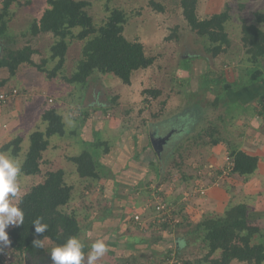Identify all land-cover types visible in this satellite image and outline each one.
Instances as JSON below:
<instances>
[{
    "label": "rangeland",
    "instance_id": "374dc122",
    "mask_svg": "<svg viewBox=\"0 0 264 264\" xmlns=\"http://www.w3.org/2000/svg\"><path fill=\"white\" fill-rule=\"evenodd\" d=\"M28 1L31 4L26 6ZM76 1L88 2L85 10L97 28L107 20L108 11L119 9L124 12L127 17L124 37L131 42H140L145 55L152 58L153 63L147 69L134 72L129 85H124L110 74L100 73L91 76L86 85H71L65 77L74 70L82 47L81 41L72 38L68 42L63 70L58 71L55 77H48L54 66L50 60V46L54 38L38 36L40 39L32 37L33 40L28 35L31 23L48 8L47 0H14L15 4L9 10L12 18L7 29V35L17 36L12 47L35 43L33 48L39 49L35 55L36 63L46 70L41 73L33 68L28 69L27 73L21 75L28 82H22L20 75L11 79L10 83L25 90L21 97L24 101L21 124L10 127L13 137L23 138L21 153L16 160L22 161L29 146V134L45 130L43 112L56 109L62 117L65 133L48 139L50 147L47 153H43L40 169L43 174L57 169L65 171L66 183L73 187V191L71 201L63 209L76 214L81 229L79 239L88 246V254L97 240H103L108 251L95 264H159L167 250L172 248L173 251L177 241L176 234L167 236L159 228L156 231L149 228L148 224L154 222L156 216L159 218L158 212L153 211L157 203L168 210L173 208L169 205L172 201L177 202L178 206L182 201L187 203L182 215H186L189 222L196 223L206 214L214 212L211 209L215 200L202 203L197 196H194L195 200L189 198L190 194L201 196L199 191H205L208 185L222 190L227 187L233 189L236 185V180L228 176V172L220 174V168L212 165L210 145L212 140L219 139L227 148L233 149L232 146L236 145L231 144L236 139L239 141L241 134V127L237 128L236 124L239 117H251L255 113L259 115L263 109L264 68H259L249 77L244 76L245 54L240 38L242 24H254V14L264 13V0H198L196 13L199 19L218 14L226 6L231 9L232 18L225 26L231 41L230 49L215 59L206 53V41L188 27L179 0ZM74 32L77 33V29ZM24 33L28 36H23ZM261 65L264 66L263 61ZM241 76L243 81H255L247 88L235 89L237 86L231 82L237 83ZM100 82L103 85H99ZM248 89L249 92L246 91ZM146 91H158L159 96L154 98ZM49 98H52V101L49 100L51 103H48ZM253 99L256 100L255 106L249 105ZM92 106L99 116L87 119L86 112L91 115ZM2 125L0 121V128ZM157 127L160 129L155 132ZM165 134L169 137L168 144L164 149L162 145L159 154H156L151 140L163 138ZM93 143L99 144L98 147L89 148ZM180 144L183 146L179 152L182 157L174 154ZM84 150H89L98 158V170L101 171L95 188L87 190L83 188L85 183H81L74 165L68 160ZM142 151L149 152L158 168L165 167L160 181L154 179L153 173L146 172L147 168L141 160ZM149 160L155 166L154 161ZM179 162L180 171L191 178L190 182L181 181L182 192L191 188L197 191H186L185 201L182 196L180 203L176 193L180 192V188L174 189V184L181 178V172L174 167ZM151 164L148 170H152ZM18 177L24 181L21 187L18 186L24 191L42 180V175L26 177L18 173ZM205 177L212 178L210 184ZM23 193L17 192L15 197L10 194V205L17 206ZM246 198L245 195L229 194L228 203H244ZM145 205L148 208L142 213ZM138 213L144 222L141 227H135L132 220ZM12 226L9 225L5 231ZM161 232L164 238L153 243ZM44 245L49 247L47 254L51 255L52 245L48 242ZM187 251L191 252L190 249ZM185 253L181 257H187ZM87 256L82 264H86Z\"/></svg>",
    "mask_w": 264,
    "mask_h": 264
},
{
    "label": "trees",
    "instance_id": "16d2710c",
    "mask_svg": "<svg viewBox=\"0 0 264 264\" xmlns=\"http://www.w3.org/2000/svg\"><path fill=\"white\" fill-rule=\"evenodd\" d=\"M14 0H4L0 10V70L8 74L7 80L16 75L20 66L26 65L41 73H45L42 65L33 62L32 57L38 54V50L30 45L20 48L12 47L15 38L7 35L8 25L11 21V9ZM154 7L153 1H150ZM198 0H179L182 16L188 27L197 37L206 41L205 51L216 58L225 54L230 49V38L225 31V26L232 16L230 7L205 19H199L196 13ZM26 6L31 3L26 2ZM48 8L36 18L30 25L29 37H36L43 33H50L54 42L50 46V60L54 62L53 70L48 73V77H55L58 71H62L66 61L69 40L77 39L82 42L80 56L75 64L74 70L65 77L68 84L86 85L93 73L102 75L110 74L118 78L124 85L130 84L131 75L139 70L149 68L153 59L145 55L143 46L138 41H128L124 35V26L127 17L119 9L108 11L105 23L98 28L93 24L85 8L86 1L76 0H47ZM254 24L241 26V43L245 54L243 74L249 77L264 62V13L254 14ZM77 29V33L74 30ZM24 34L23 36H28ZM45 60H43V64ZM240 79H243L241 76ZM240 80L235 83L237 88L245 86L251 80ZM7 81H1V84ZM234 90V88L232 87ZM154 98L159 96L158 91H146ZM264 97V95H263ZM264 110V105L262 106ZM260 115H263L260 113ZM42 121L46 122L44 131H34L29 134V146L23 156L19 174L31 177L42 175L41 182L31 186L19 199L17 207L23 212V222L20 225H13L7 230L10 244L6 250L11 253L15 263L25 264L27 261L43 259L49 251L44 243L48 242L53 249L63 245L69 237L75 236L79 239L80 226L73 212L64 211L72 199L73 187L65 180L66 173L62 169L41 171L43 153L49 148V138L51 136H62L65 133L64 123L61 115L56 109L44 111ZM23 138L17 136L0 148V153L11 154L15 159L21 153ZM220 143V140H212L211 145ZM93 143L91 147H98ZM174 150L179 157L183 147ZM181 147V148H180ZM172 153L169 155L171 156ZM152 158V157H151ZM97 159L89 150H84L78 155H74L68 160L75 167L81 183H85L84 189L96 186L100 179L101 171ZM153 160V159H151ZM155 162V160H153ZM226 161L229 163L228 176H237L247 181L258 168V158L249 155L242 150H235L228 147ZM177 162V161H176ZM181 163L174 164L180 171ZM151 171L158 181L162 179L164 170L151 164ZM181 172V171H180ZM189 176L181 172L180 181L174 184V189L181 187L182 182H189ZM147 186V185H146ZM227 190H230L228 187ZM181 197L178 198V202ZM170 201L168 200V203ZM180 203V202H179ZM172 206V217L178 220L174 223L159 221L157 218L149 228L153 231L159 228L166 232L167 236L176 234V246L167 250L159 264H168L170 260H175L176 264H232L238 262L243 264H264V231L253 226L248 219V206L245 203H228L222 213H209L196 223L187 220L186 215H182L184 203L181 206L174 201L169 203ZM154 211V210H153ZM39 219L41 223L47 224V230L39 237L35 236L34 223ZM135 227L137 224L133 223ZM184 229V230H183ZM180 230L184 231L181 232ZM155 238L153 243L164 238ZM39 238L43 247H37L33 240ZM150 243V242H147ZM152 243V244H153ZM84 244V243H83ZM85 245V244H84ZM190 249L192 252L187 251ZM84 256L89 252L87 245L83 248ZM175 251V252H174ZM187 254H186V253ZM185 253L187 257H181ZM126 264V263H124Z\"/></svg>",
    "mask_w": 264,
    "mask_h": 264
},
{
    "label": "crops",
    "instance_id": "0c3cea01",
    "mask_svg": "<svg viewBox=\"0 0 264 264\" xmlns=\"http://www.w3.org/2000/svg\"><path fill=\"white\" fill-rule=\"evenodd\" d=\"M13 5L11 6V8L13 7ZM24 34H26V33H24ZM38 36L42 37V38L45 36L46 37L50 36L52 39V35L50 33H43V34H40ZM38 36H36V37L38 39H40ZM13 37L16 38L17 36H13ZM32 39L34 40V38H32ZM52 42L53 41H51V44H52ZM34 44L32 42L31 45L29 43H27L26 45H30L33 48ZM35 48H33V49H35ZM37 50H39V49H37ZM34 56L32 57V60L34 63H36L37 62L35 59L36 56L35 57ZM28 69H32V68L28 67L26 65L20 66V68H19V70L15 76L19 77V75H20V79L22 82H24V81L28 82V80L26 81V78L24 76L21 77V75H24L25 73H27ZM34 70H36V69H34ZM94 74H96V73H93L91 76H93ZM7 78H8L7 72L4 70H0V82L1 81H7L6 83L0 85V91L7 90L10 87L18 89L14 84L10 83L11 79L13 77L10 80H7ZM240 80L242 81V79H240ZM250 80H248V81H250ZM251 81L252 82L247 83L245 86H242V87H246V88H247V86L249 87V84L252 85L255 80L252 79ZM231 83L235 84L236 82H231ZM237 83H240V81H237ZM99 85H103V84L100 82ZM18 91H19V96L15 100L9 101L5 104H0V121L3 122V125L0 128V148L3 145H5L6 143H8L10 140H12V138H14L13 133H11L10 127L13 128L15 126H20L22 118H23V102L24 101L21 99V97L24 96L25 90L18 89ZM246 91L249 92V89ZM250 92H252L251 89H250ZM242 97L244 98L243 95H242ZM51 99L52 98L48 99V103H51V102H49V100H51ZM255 102H256V100L253 99L250 103L249 102L248 103H249V105L252 104L253 106H255ZM262 104L264 105V103H262ZM91 112H92V113H90L91 115H89V112H86L85 118L88 119L90 116L91 117L99 116L98 111L96 112V110L93 108V106H92ZM260 113L263 114V115H261V117L259 116ZM259 115H256V113H255L251 117L250 116L239 117V119L236 121V124L238 126L237 128L241 127L240 139H239V141L236 139L235 143L231 144V145H233V144L236 145V146H232V147H234L233 149L242 150V151L246 152L247 154L256 156L258 158V168L255 171L254 176H251L247 181H244L242 178L237 177V176H233V177L231 176L233 179L236 180V181H234L232 179V181L236 182V185L234 186L233 189H231L232 187L229 188V189H231V191H228L226 188L223 190L219 189V188L216 189L215 186L208 185V186H205V188H204L205 191H204L203 195L199 196L198 194L197 195H195V194L191 195L190 194L188 197L193 198V200H195L194 196H197L196 198H198V201L199 202L201 201L202 203L206 202V200H213V201L215 200L211 211L213 210L216 213H222L228 204L229 194L230 195L231 194H235V195L239 194L240 196L245 195L247 198L244 200V203L248 206V210H249L248 211V219L251 221V224H253V226H257L263 230L264 229V110L263 109L259 111ZM9 120L11 121V123L9 122ZM243 127L246 128V130L243 129ZM96 128L98 130L100 129V127H97V126H96ZM249 128H250V130H249ZM18 129L20 130V127H18ZM250 131L252 133H250ZM89 137L91 138L90 135H89ZM88 141H90V140H88ZM103 144L105 145V142ZM49 147H50V145H49ZM210 148L212 149L211 150L212 154H211V158H210V160L213 162L212 165L216 169L220 168V169H218L219 171H221V172H219L220 174L223 172H224L223 174H227V172H228L227 168L228 167H227V163H226V157H227V149L228 148L224 145L223 141H220V143H218L216 145H210ZM142 152H144V153H142L141 160L144 161V163L142 162L143 166L145 167V169L147 168V170H148V166H149V164H151V161L149 159H152L151 158L152 156L149 154V152H146V153H145V151H142ZM45 153H47V150L44 152V154ZM154 163H155V166L158 167L157 163L156 162H154ZM213 166H210V167L214 168ZM147 170H146L147 173L148 172L152 173L151 170H148V171ZM145 175H146V173H145ZM149 175H150L149 177H151V174H149ZM208 178L205 177L204 179L208 180L207 183L210 184L212 178L211 177H208ZM154 179H155V177H154ZM190 181H191V179H189V182ZM17 183H18V186L20 185V187H21V185L24 184L22 177L17 176ZM179 188H180V192H176V193H178L177 195H179V197H181V198L183 196V198H182L183 200L187 196V194L190 193L191 191L197 192L196 190H192V188H191L190 190H186L188 193H185L186 191L182 192L183 189H181V187H179ZM201 188H203V187H200L199 189H201ZM199 189L197 188V190H199ZM18 192H26V191H24V189H22V190L19 189ZM136 193L138 194V192H136ZM145 193H148V192H145ZM183 193H184V195H183ZM186 199L188 200V198H186ZM134 202H136V201H134ZM196 202H197V199H196ZM196 202L194 201L195 204H196ZM182 203H184V202L182 201ZM184 205H188V204L184 203ZM191 207H193V206H191ZM234 263H238V262H234ZM238 264H241V263H238Z\"/></svg>",
    "mask_w": 264,
    "mask_h": 264
},
{
    "label": "clouds",
    "instance_id": "9594fccd",
    "mask_svg": "<svg viewBox=\"0 0 264 264\" xmlns=\"http://www.w3.org/2000/svg\"><path fill=\"white\" fill-rule=\"evenodd\" d=\"M21 164L11 154L0 153V252L10 244L8 234L5 229L9 225H20L23 222V212L17 207L10 205L9 195L15 197L19 187L17 176L20 172ZM48 225L40 222L34 223L35 236H41ZM33 243L37 247H43L41 240L36 238ZM85 245L75 236L69 237L67 241L51 251L53 264H82L85 260L83 248ZM108 251V246L103 240H97L92 246L87 256L86 264H95Z\"/></svg>",
    "mask_w": 264,
    "mask_h": 264
},
{
    "label": "built area",
    "instance_id": "2783aa9c",
    "mask_svg": "<svg viewBox=\"0 0 264 264\" xmlns=\"http://www.w3.org/2000/svg\"><path fill=\"white\" fill-rule=\"evenodd\" d=\"M3 2H4V0H0V6H2ZM18 96H19V91L13 87H10L4 91H0V104H5L9 101L15 100ZM228 166H229V163H227V167ZM199 194L203 195L204 191L200 190ZM146 208H148V205H145L142 208L143 209L142 213H145ZM153 208H154V206H153ZM169 210L166 208L164 209L163 206L161 204H159V202H158L157 205L155 206L154 212L155 213H156V211L158 212L159 218H158V216H156L154 218V220L157 218L158 222L162 220V221H166L170 224L176 222V219L175 218L173 219V217H172V209L170 210V212H169ZM138 214H135L132 217V220H133V223H135V224H137V226L141 227V226H143L144 222L140 219L141 214L140 213H138ZM0 264H17V263H15L14 258L11 255V253H9L6 250V248H4V250L2 252H0ZM168 264H176V261L172 259L168 262Z\"/></svg>",
    "mask_w": 264,
    "mask_h": 264
},
{
    "label": "flooded vegetation",
    "instance_id": "af4514ba",
    "mask_svg": "<svg viewBox=\"0 0 264 264\" xmlns=\"http://www.w3.org/2000/svg\"><path fill=\"white\" fill-rule=\"evenodd\" d=\"M160 128L158 127V128H156L155 129V132H157L158 130H159ZM167 134H165V138H166V141L168 140V136H166ZM171 135V134H170ZM163 137V138H164ZM158 138V137H157ZM155 139V138H152V142H155L154 143V145H155V147H156V151L158 152V154H159V150H161L162 149V145H164L163 146V149L165 148V146L168 144V141L166 142H163V143H157V142H160V140H163L162 138H158V139ZM164 141V140H163ZM156 151H154L155 153H157ZM163 151V150H162ZM159 157V156H158ZM51 255H49V254H46L45 255V258L44 259H39V261L38 260H35V262L33 263L32 261H27L29 264H53V262H52V260H51ZM25 264H26V262H25Z\"/></svg>",
    "mask_w": 264,
    "mask_h": 264
},
{
    "label": "water",
    "instance_id": "95a60500",
    "mask_svg": "<svg viewBox=\"0 0 264 264\" xmlns=\"http://www.w3.org/2000/svg\"><path fill=\"white\" fill-rule=\"evenodd\" d=\"M163 140H160V142H157L158 144L159 143H163V142H165V140H166V138L164 137V138H162ZM154 143L155 142H152V140H151V146H152V149H153V151H156V147H155V145H154ZM156 144V143H155ZM157 152V151H156ZM156 154H158V152L156 153ZM26 264H29L28 262H26Z\"/></svg>",
    "mask_w": 264,
    "mask_h": 264
}]
</instances>
